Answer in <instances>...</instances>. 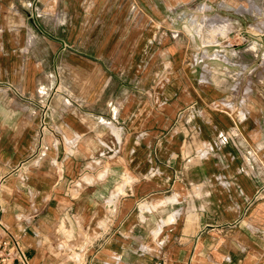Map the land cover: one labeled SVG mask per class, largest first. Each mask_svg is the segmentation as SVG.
<instances>
[{"label":"crops","instance_id":"obj_1","mask_svg":"<svg viewBox=\"0 0 264 264\" xmlns=\"http://www.w3.org/2000/svg\"><path fill=\"white\" fill-rule=\"evenodd\" d=\"M74 2L0 0V235L16 264H264V26L163 33L151 80L131 37L121 50L109 31L90 55L72 16L26 11Z\"/></svg>","mask_w":264,"mask_h":264},{"label":"rangeland","instance_id":"obj_2","mask_svg":"<svg viewBox=\"0 0 264 264\" xmlns=\"http://www.w3.org/2000/svg\"><path fill=\"white\" fill-rule=\"evenodd\" d=\"M103 1V0H102ZM106 7L98 8L96 0H75L77 3L68 11L64 7H41L26 9L43 17L72 16L74 26L88 35V52L94 55L97 38L109 31L119 33L121 50L130 41L136 43L138 78H158L149 72L156 53L164 40L161 35L178 32L186 38L190 33L203 32L213 17L225 18L235 23L239 20L244 31L256 33L262 31L264 24H257V19L264 20V0H104ZM103 11V12H101ZM100 15V16H99ZM105 16L111 21L114 16L119 24L104 23L98 17ZM210 19V20H209ZM263 19V20H262ZM129 33L130 36H129ZM235 34V33H234ZM242 36V35H240ZM135 38V40H134ZM191 39H188L190 43ZM233 43H241L237 34L232 35ZM260 58V57H259ZM91 59V58H90ZM106 65L110 60L105 58ZM258 63L261 60L258 59ZM160 74V73H159ZM258 72H247L246 79L259 80ZM262 78V77H261ZM264 78V77H263ZM114 127L113 124H111ZM112 135L105 136V142L112 141Z\"/></svg>","mask_w":264,"mask_h":264},{"label":"built area","instance_id":"obj_3","mask_svg":"<svg viewBox=\"0 0 264 264\" xmlns=\"http://www.w3.org/2000/svg\"><path fill=\"white\" fill-rule=\"evenodd\" d=\"M176 36V34H173ZM216 140L219 144L224 145L230 141L229 135L221 131L217 134ZM25 260L24 253L17 240L12 236L0 235V264H16V259Z\"/></svg>","mask_w":264,"mask_h":264}]
</instances>
